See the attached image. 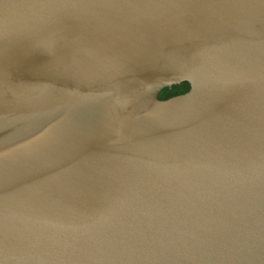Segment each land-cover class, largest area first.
I'll use <instances>...</instances> for the list:
<instances>
[{
	"label": "water",
	"instance_id": "1",
	"mask_svg": "<svg viewBox=\"0 0 264 264\" xmlns=\"http://www.w3.org/2000/svg\"><path fill=\"white\" fill-rule=\"evenodd\" d=\"M0 264H264V0H0Z\"/></svg>",
	"mask_w": 264,
	"mask_h": 264
},
{
	"label": "trees",
	"instance_id": "2",
	"mask_svg": "<svg viewBox=\"0 0 264 264\" xmlns=\"http://www.w3.org/2000/svg\"><path fill=\"white\" fill-rule=\"evenodd\" d=\"M188 90H189V86L187 83L184 82L179 85H174L169 88H164L163 90L160 91L158 95V99L164 101L175 96L183 95Z\"/></svg>",
	"mask_w": 264,
	"mask_h": 264
}]
</instances>
